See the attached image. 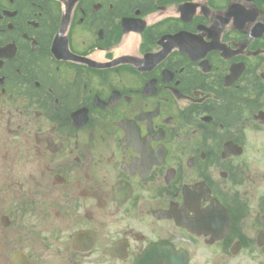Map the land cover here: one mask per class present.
Wrapping results in <instances>:
<instances>
[{"label":"flooded vegetation","instance_id":"flooded-vegetation-1","mask_svg":"<svg viewBox=\"0 0 264 264\" xmlns=\"http://www.w3.org/2000/svg\"><path fill=\"white\" fill-rule=\"evenodd\" d=\"M0 264H264V0H0Z\"/></svg>","mask_w":264,"mask_h":264},{"label":"bare ground","instance_id":"bare-ground-1","mask_svg":"<svg viewBox=\"0 0 264 264\" xmlns=\"http://www.w3.org/2000/svg\"><path fill=\"white\" fill-rule=\"evenodd\" d=\"M131 38V40H134V37H130Z\"/></svg>","mask_w":264,"mask_h":264}]
</instances>
